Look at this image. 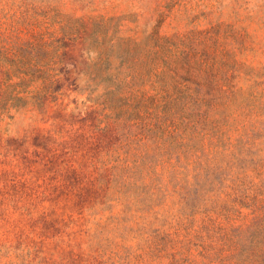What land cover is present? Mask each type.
Returning a JSON list of instances; mask_svg holds the SVG:
<instances>
[{
	"label": "rangeland",
	"instance_id": "374dc122",
	"mask_svg": "<svg viewBox=\"0 0 264 264\" xmlns=\"http://www.w3.org/2000/svg\"><path fill=\"white\" fill-rule=\"evenodd\" d=\"M0 264H264V0H0Z\"/></svg>",
	"mask_w": 264,
	"mask_h": 264
}]
</instances>
